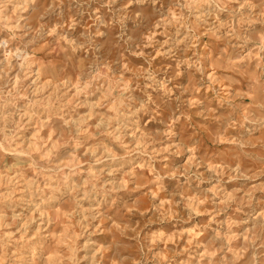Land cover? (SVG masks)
I'll use <instances>...</instances> for the list:
<instances>
[{"label":"rangeland","instance_id":"obj_1","mask_svg":"<svg viewBox=\"0 0 264 264\" xmlns=\"http://www.w3.org/2000/svg\"><path fill=\"white\" fill-rule=\"evenodd\" d=\"M0 264H264V0H0Z\"/></svg>","mask_w":264,"mask_h":264}]
</instances>
